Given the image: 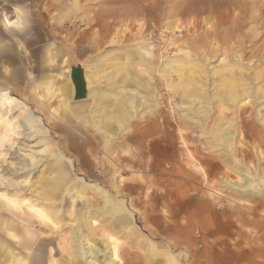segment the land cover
Masks as SVG:
<instances>
[{
    "label": "rangeland",
    "instance_id": "374dc122",
    "mask_svg": "<svg viewBox=\"0 0 264 264\" xmlns=\"http://www.w3.org/2000/svg\"><path fill=\"white\" fill-rule=\"evenodd\" d=\"M17 6L30 17L24 34L4 25L5 17H17ZM237 19L243 27L233 32ZM90 31L95 32L94 42L81 45ZM5 47L8 51L3 52ZM49 48L67 55L73 65L87 59L98 63L97 87L107 94L101 108L93 111L99 121L117 108L112 94L125 71L117 69L118 62L126 63L132 87L139 90L143 80L136 77L147 73L155 96L146 102L138 94L135 117L111 138L98 131L100 123H92L86 110L79 111L84 122L67 123L62 109L74 104L64 94V82L56 80L50 105L44 104L45 91L38 85L43 71L51 72L45 65ZM230 80L235 81L232 86ZM189 89L206 94L210 105L185 106L180 94ZM0 90V113L24 126L0 145V264H75L68 262L71 233L78 225L74 219H83L87 212L93 219L83 231L93 229L91 244L111 250L115 246L117 264H147L140 235L98 211L100 195L89 188L74 198L72 188L82 183L74 175L123 202L131 226L161 251L150 264H166L170 258L177 264H207L208 258L212 264H264V200L242 201L220 179L240 180L236 169L225 164L226 157L230 162L237 156L243 168L264 173V121L258 111L264 105V0H0ZM4 90L11 104L1 106ZM219 95L223 102L215 99ZM225 107L231 118L222 126L236 129L234 147L218 140V149L208 150L194 127H183L187 138L181 140L176 119L185 112L207 120L208 131ZM29 113L40 117L42 131L26 123ZM163 118L172 120V131L154 135L164 136L169 147L161 155L150 128ZM181 143L191 150L185 151ZM59 152L75 168L68 169L67 187L55 192L49 189L50 173ZM146 161L153 166L143 165ZM112 165L122 176L115 177ZM229 206L256 208V227L238 222L230 226ZM47 210L58 222L42 219L41 212ZM187 233L196 252L186 257L192 247L184 239ZM83 262L93 264L91 258Z\"/></svg>",
    "mask_w": 264,
    "mask_h": 264
},
{
    "label": "bare ground",
    "instance_id": "6f19581e",
    "mask_svg": "<svg viewBox=\"0 0 264 264\" xmlns=\"http://www.w3.org/2000/svg\"><path fill=\"white\" fill-rule=\"evenodd\" d=\"M235 22L236 23L235 24L233 23V25H232L233 32L241 31L242 27H243V25L241 24L242 21H240V19L239 20L237 19ZM5 23L9 27H11V26L12 27H16V28H24L25 27L24 26L25 25L24 21L22 19H20V18L15 20V21H11L8 18H5ZM60 56L62 58L63 66L69 72V80L71 82V86H67L66 88H64V91L69 96L72 94L71 95V100H72L73 103H74L73 99L75 100V103H79V102H85V101H93L95 99H97L99 101V100H102L104 97L107 96V94L105 92L100 91L94 84H92L93 83L92 82L93 81V77H92V72H91V69H90V65H86L85 62L83 64L81 62H79V64L82 65L83 70H84V77H85L86 87H87V95H86V97H84L82 99H75V84H74L73 79H72V67L73 66H77L78 64L77 65H73L72 63H70V61L68 60L67 55H60ZM141 58L144 60L143 56H141ZM125 64L126 63H124V62H119L118 66H117V69L120 70V69L125 68ZM52 65H53V67L59 65L58 64V58L56 60H54V62L52 61ZM164 72H166V71H164ZM179 74H181V73H179ZM58 79H60V78H58ZM124 80H125V84L122 87H120V90L122 92H125V93H129V92L132 93L131 95L128 94V98L131 100V105L128 106L127 104H125V102L121 101V102H119L120 105L118 106L117 110L115 112H113V113L111 112L112 113L111 115L108 114L109 116H107V118L109 120H111L109 123H106L104 121H99V123H100L99 130L108 131L109 134H114L116 132L114 127H111V124L114 123L113 121L115 120L117 115H122L127 120L134 117V114H133L132 110H134V108H135L134 102H135V99L138 96V91L139 90L137 91V90L129 87V85H130L129 83L130 82L127 79V77H125ZM53 82L54 81H53L52 78L51 79L46 78L44 80V82H43V79L41 78L38 81V85L42 86V87H45L47 89V93H46L47 96H50V95L54 94ZM233 83H235V81L234 80H230V82H229L230 86H232ZM193 85H195V84H193ZM186 86H190V85L186 84ZM191 88H192V86H191ZM141 89H143V88H141ZM176 92H178V90ZM1 95H2V97H1L2 98L1 106H4L6 104L10 105L11 104L10 93L8 91L4 90V92ZM114 95H116V94H114ZM153 96H155V95L153 94ZM180 96H181L182 102H184L185 106H193V105L198 106V105H202V104L210 105V99H209L208 96H206V94H198V93H196V92H194V91H192L190 89L188 91L184 92V93H181ZM215 99L218 102H223L224 101V99L220 95L216 96ZM47 101L48 102H46V104L49 103V100H47ZM207 107H209V106H207ZM243 110H244V106L240 107V109L238 111V112H241L240 116L242 115V111ZM262 110H264V105L260 104V107L258 109L259 116H260V119L264 121V113L262 112ZM69 113L70 112L65 109L63 111V116L62 117L64 119H67L68 116H69L68 115ZM222 113H223L222 116L219 117L218 121L216 122L217 124L215 125V128L217 129L216 136L218 137V139L227 140L228 144L231 145V147H234V143H235L234 142V138H235L236 133H237L236 129H232V127H230L229 125H227L226 127L222 126L223 122H227V120H229L231 118V116H230L231 111L229 110V107H225V109L222 111ZM186 114H188V111L185 112V115ZM235 116L237 117L238 114L237 115L235 114ZM102 119L103 118H101V120ZM1 123L3 124V129H2V132H0V145H4L5 142H7L9 140L10 134H13V135L19 134V131L17 129H19L21 127H24L23 124H22L23 121H22V123L21 122L16 123L11 118H8L7 116H3L0 113V124ZM26 123L30 124L32 129H37L39 131H42V129H43L42 121H41L40 117H36L33 114H31V113H29L26 116ZM119 124H120V126L124 125L123 121H119ZM167 148L169 149V147H167ZM57 156H58L59 160L56 163L55 170L51 171V173H50L51 183L52 184L49 186V189L52 190V191H55V192L67 187V185H68L67 181H68V177H69L68 169L72 170L74 168V164H73L72 159H68L66 161L63 160V158H65V157H64V154L61 153V152H59L57 154ZM234 162L237 163L235 165V169H236V171L238 172V174L240 176V180H239V182H234V181H232L229 178L222 177L223 185L226 186V188H228V189L230 188V189L235 190L237 193H239V194H241L243 196H246L248 193L254 192V193H257V194H261L264 197V173H262L261 170H259V169L256 170V171H252V170H247V169L243 168L242 165H241L242 164L241 159H239L237 156H234ZM120 172L121 171H117L116 176H120ZM74 180H78V181L82 182L80 186L79 185H75L72 188V194L75 196L74 198H77V197L81 196L80 193L84 195L87 189H89V188L92 189L93 191L96 192V194H98V195H100L102 197L103 205H102V207L98 208V211L110 214L114 218L117 217V219L121 222L122 225L130 228V231L132 233L134 232V233L140 235V237H141V239H140L141 242L140 243H141V245H144V247H145V252H146V256H147V258L145 259V262L147 264H150V261L152 259H155V255L161 254L160 253L161 251L157 248L155 243H153L151 240L146 239V237L144 235H141L140 233H138V231L131 226L133 224V221L131 219L130 212L122 204L117 203L116 201L111 199L110 194H108L106 191H104L101 188H98L95 185L93 186V184H90L83 177L74 175ZM10 200L12 202H14V203H17V201H15L13 199H10ZM86 203H88V202L86 201ZM40 216L42 217V219L44 221H51L52 223L58 222L57 217L55 216V214L52 211H48L47 210V211H45L43 213L41 212ZM82 218L83 219H80V220L78 218L77 219L73 218L74 220H76L78 222V225H76L74 227V229H73V231L71 233L72 243L69 245V250L70 251H69L68 262L72 263V262L76 261L75 264H85V262H83V259L84 258H86V259L91 258V262H93V264H117L116 261H117V258H119V257H118L117 251L115 249V246L111 250L109 245H108V247L107 246L103 247L101 245L97 246V244H95L94 242H93V244H91L90 243L91 242L90 238L92 236V233H94L93 229H90V231L88 233H85L83 231V228L87 227V223H91L92 222L93 213L87 212V213H85V215H83ZM61 224H62V222H61ZM113 236L110 237V238L113 239L114 238ZM105 241H104V243H105ZM106 243H108V242H106ZM1 246H2V242H0V247ZM9 253H10V249H9V247H7L6 250H5V255H9ZM99 256H101L103 259L100 258ZM185 256L186 257L189 256V253L186 252ZM178 257L181 260L180 255H178ZM156 260L158 262L162 263L159 259H156ZM20 263H21V261H20ZM22 264H26V263H22Z\"/></svg>",
    "mask_w": 264,
    "mask_h": 264
},
{
    "label": "crops",
    "instance_id": "0c3cea01",
    "mask_svg": "<svg viewBox=\"0 0 264 264\" xmlns=\"http://www.w3.org/2000/svg\"><path fill=\"white\" fill-rule=\"evenodd\" d=\"M12 1L13 2H16L17 1V3L20 2V0H12ZM74 4H76V3L74 2ZM17 8H19V7L17 6ZM5 18H8V16L5 17ZM5 18H4V25L6 27H8V28H13L16 31H18L20 33H23V34L24 33H27V31L29 30L30 17L27 16L23 11H21L20 8L18 9V14H17V17L15 19H10V18H8V19L11 20V21H15V20H17L19 18L22 19L24 21V24H25L24 25L25 26L24 28H16V27H12V26L9 27L5 23ZM19 39H20V37H19ZM94 40H95V32L90 31L87 39L86 38L85 39L83 38V39H81V41H79V43L81 45H83V46H90L94 42ZM2 51L3 52L8 51V47H5ZM57 58H58V64L59 65L53 67L52 61L54 62V60H56ZM126 58H127V60L130 59V55L128 54ZM45 61H46L45 65L50 69L49 71H51V72H47L46 70L43 71L42 77H41L43 79V82H44V80L46 78H49V79L52 78L53 81H54L53 82V87H54V85L56 83V80H58V78H60V80L64 82L63 83V90L67 86H71V82L69 80V72L63 66L62 58H61L60 55L57 54L56 51H53V49L49 48L47 50V52H46ZM85 64L86 65H90V69H91L92 77H93V81H92L93 83L92 84H94L97 87V83H98L97 81H98V79H97L96 75H97L98 70H99L98 63H95L93 61H88V59H87V61H85ZM118 64H119V62H118ZM46 66H45V68H46ZM121 70H125L124 72H121L122 79L124 80V78L127 77V79L130 82L129 83L130 84L129 87L130 88H133V89H135V90L138 91L139 89L132 87L133 86V83H132L131 79L129 78L130 71L127 70L126 68L120 69L119 71H121ZM59 71L62 72V73L60 74ZM139 75H141V76L144 75V77H142V78H141V76L138 77ZM63 76H66L65 77L66 78V81H64V77ZM136 78L137 79L139 78V82L142 81V79H143V83H142L143 86H141V88H143V89L140 88L141 90L138 91V94L141 93L142 97L145 98L146 102H148V101L149 102L150 101L152 102V97H153V94H154L153 93V83L149 81L147 73H143V72L142 73H138V75H137ZM124 84H125V80L120 84V87H122ZM120 87L117 90V93L115 92V93L112 94V97L114 98L115 102L117 101V108L120 105L119 102H121V101L125 102V104H127L128 106H130L131 105V100L128 98V94L131 95L132 93L131 92H129V93L122 92L120 90ZM40 88L45 91V94L43 95L44 96L43 98L45 99V101L50 100L52 98V96L54 95V94H52L50 96H47V94H46L47 93V89L45 87H42V86H40ZM97 88L100 90L99 87H97ZM64 94L66 96H68L69 100H71V95L72 94L69 96V95H67L65 93V91H64ZM114 94H116V95H114ZM137 98H138V96H137ZM102 100H99L98 101L97 99H95L93 101H89L90 104H86L88 101L79 102V103H73L76 106H74V105H65L63 107V109H62V116H63V111L65 109L67 111H69L70 113L68 114L69 116H68L67 119H63L62 117L61 118H62V120H64L67 123H70L71 121H74V120H78V121L84 122L83 115H80L79 114V111H85L86 110L87 113H90V112L92 113L91 116H90L91 117L90 119H91V122L92 123H95L96 121L99 122V119L100 118L99 119H96L97 117H95V115L93 114V111H94V108H96V107H99L100 108V106L103 104V103H101ZM44 104H46V103H44ZM47 104L50 105V101ZM117 108H116V110H117ZM132 111H134V110H132ZM133 114H134V112H133ZM109 115H111V114H109ZM109 115H107V116H109ZM138 115H139V113H137V116ZM107 116H104L103 119L100 120V121H104L106 123H109L111 120H109L107 118ZM134 117H135V114H134ZM133 118H130V119L127 120L122 115H117L116 118H115V120L113 121L114 123L111 124V127H114V129L116 131L114 134H109L108 131H101V130H98V131L104 132V134H106V132H107L108 135L107 134L106 135L111 138L112 136H114L118 132H120V130L122 129L123 126H125V125L127 126V123L130 122ZM218 119H219L218 116L215 117V119L213 120V123L211 125V128H209V130L207 131V129L204 126L207 123V120H205L202 116H199V115H190V114H186V115L184 114V115H182L181 117H179V121L176 119V121H178V124H179V130L178 131H179V135H180L181 140L187 138L186 137L187 131H182L183 127H186V128L194 127L197 130H200V132L202 133V137L201 138L202 139H205L207 141V147L206 148L208 150H216V149H218V147H217V146H219L218 140H223V139H218V137L216 136L217 129L215 128V125L217 124L216 122L218 121ZM119 121H123V124L124 125L120 126ZM171 121L172 120L170 118H163V119H161V122H159V120L156 119L155 120V123L152 124V127L150 128V129H152L151 130V133H150L152 135V137H153L151 139L152 140V143L154 142L153 143L155 145L154 147L156 148V150L161 155H164L169 150L167 148L168 145H166L163 142L164 141V136L158 138L159 139L158 140L154 135H156L159 132L160 133H163L164 131H172L171 128H170ZM227 122H228V120H227ZM108 137H107V139H108ZM227 144H228V142H227ZM180 147H183V149L185 151H187V152L191 150V146L188 143H186L184 145H183V143H181ZM110 152L112 153V151H110ZM128 154H132V153L130 152ZM224 161H225V164L228 167H230L231 169L235 168L234 157H232V160L230 162H229V160H228L227 157L224 158ZM150 162L151 161L143 162V165H146L147 164L148 166H151L152 165V162L151 163ZM156 163H158V161H156ZM110 164H113V163H111V161H110ZM116 164H118V163H116ZM112 166H113V169H115L114 171H116L114 173L115 174V177L118 178V176H116V173H117V171H120V169H119V167H115V165H112ZM74 168H75V165H74ZM120 176H122V174H120ZM222 177H225V176H222ZM222 177H220V179H221V183L223 185ZM225 178H227V177H225ZM96 186L98 188H101V189L105 190L104 188H102V187H100L98 185H96ZM224 187H226V186H224ZM105 191L108 193L107 190H105ZM215 193L216 194H221V192H219V191H215ZM237 194H238L239 198L242 201L252 200L254 197H257V198H260V199L264 200V197L261 194H257V193H254V192L248 193L246 196H243V195H241L239 193H237ZM110 196H111V194H110ZM112 198H114V197H112ZM204 201H205L206 204L208 203L207 200H204ZM116 202L122 204L125 207V205L123 204V202L121 200L116 201ZM255 211H256V208H251V207H247V206H243V207H241V206H235V207L234 206H229V225L230 226H233L234 224H236L238 222V223L241 224L242 227H248L249 228V227L255 226V224H256L255 218H252V217H256L258 219V217L256 216ZM203 212L206 213L205 211H203ZM130 215H131V213H130ZM184 239L187 242H189V243L192 244L191 249L188 251L189 255H190V253L195 254L196 249L193 246L195 240L191 236H189L188 233L185 235ZM206 263L207 264H212L211 258H208ZM167 264H177V263H174L173 262V259L170 258L169 259V262Z\"/></svg>",
    "mask_w": 264,
    "mask_h": 264
},
{
    "label": "water",
    "instance_id": "95a60500",
    "mask_svg": "<svg viewBox=\"0 0 264 264\" xmlns=\"http://www.w3.org/2000/svg\"><path fill=\"white\" fill-rule=\"evenodd\" d=\"M72 79L75 84V99H82L87 95L84 70L81 64L72 67Z\"/></svg>",
    "mask_w": 264,
    "mask_h": 264
}]
</instances>
